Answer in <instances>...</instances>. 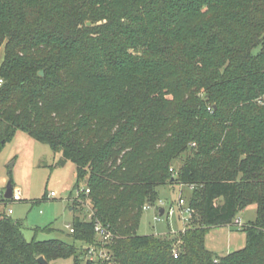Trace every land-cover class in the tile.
<instances>
[{"label":"trees","instance_id":"obj_1","mask_svg":"<svg viewBox=\"0 0 264 264\" xmlns=\"http://www.w3.org/2000/svg\"><path fill=\"white\" fill-rule=\"evenodd\" d=\"M1 48L0 154L19 132L60 153L91 217L71 242H29L0 212V264H264V0H0ZM176 177L191 223L139 235ZM224 227L246 244L220 256L206 240Z\"/></svg>","mask_w":264,"mask_h":264},{"label":"rangeland","instance_id":"obj_2","mask_svg":"<svg viewBox=\"0 0 264 264\" xmlns=\"http://www.w3.org/2000/svg\"><path fill=\"white\" fill-rule=\"evenodd\" d=\"M4 52L1 48L0 63ZM190 157L191 154H184L181 161L175 162L174 167H181ZM63 161L60 153L22 132L7 143L0 154V190L4 192L12 181L14 190L21 191L22 200L9 206L14 211L11 217L23 223L24 237L29 242L52 239L71 242L70 227L74 225V218L90 221L91 206L87 197L82 196L86 189L85 184L77 182L76 166L70 161H66L63 166ZM180 190L186 198L192 197L188 186L176 183L172 187H161L160 198L167 202L174 201ZM52 192L55 196L49 198ZM6 209V206H1L0 212ZM155 215V209L145 210L138 229L139 235H155L161 239L174 240L180 231L188 227L182 226L175 219L171 221L174 230L172 231L166 219L158 223L154 220ZM256 217V210L249 207L241 212L238 218H242L244 224H247L254 222ZM209 232L207 246L217 249L220 256L245 247L246 234L238 231L236 227L214 228ZM50 264H74V260L59 259Z\"/></svg>","mask_w":264,"mask_h":264},{"label":"built area","instance_id":"obj_3","mask_svg":"<svg viewBox=\"0 0 264 264\" xmlns=\"http://www.w3.org/2000/svg\"><path fill=\"white\" fill-rule=\"evenodd\" d=\"M2 83L3 81L0 82V87ZM193 188L194 186L189 187L190 191H192ZM89 192L90 190L87 189L86 193H89ZM5 193H6L5 191L3 192L0 190V207L6 206L7 214L9 216H12L14 214V211L9 205L13 203H19L22 200L21 191L14 190L13 196L10 199L6 198ZM54 196H55V193L52 192L49 198L54 197ZM158 202L159 203L156 206L145 205V208H144V212L145 210H149L152 208L156 210V215L154 217L155 218L154 220L156 222L159 223L166 219L168 223L171 225L172 231L174 230H173L171 221H174L175 219H177V221L184 227L188 226L189 223H191L193 216L195 214V209L190 206L182 190L178 192V196L176 197L174 201L167 202L166 200L161 199ZM161 209H163L162 215H160ZM235 223L239 227L242 225L241 220H238V219L235 221ZM70 232L71 233L74 232V229L72 226L70 227ZM95 234L98 236V238H100L102 242H106L111 239V235L104 229V227L100 223L95 226ZM175 257L177 258V255H175ZM88 258L90 260H95L97 258L108 260L109 255L103 249H100V251L98 252L94 248H90L89 253H88Z\"/></svg>","mask_w":264,"mask_h":264},{"label":"water","instance_id":"obj_4","mask_svg":"<svg viewBox=\"0 0 264 264\" xmlns=\"http://www.w3.org/2000/svg\"><path fill=\"white\" fill-rule=\"evenodd\" d=\"M88 25H90V23H89ZM41 75H44V73L41 72ZM62 164H63V166H65V165H66V161L64 160ZM178 182H179V178H178V177H176V178H172V179L170 180V183H171V184H176V183H178ZM85 183H86V181H85ZM5 191H6V193H5L6 198H7V199H10V198L13 196V191H14V190H13V186H12V182H11V181L8 183V185H7ZM162 214H163V209H161V212H160V215H162ZM38 261H39L40 264H48V262L45 260L44 257H40V258L38 259Z\"/></svg>","mask_w":264,"mask_h":264},{"label":"crops","instance_id":"obj_5","mask_svg":"<svg viewBox=\"0 0 264 264\" xmlns=\"http://www.w3.org/2000/svg\"><path fill=\"white\" fill-rule=\"evenodd\" d=\"M17 136H18V135H17ZM251 207L254 208V210H256V207H255V206H251ZM238 220H241V223L244 224V221H243L242 218H238ZM206 247H208V246H207V240H206ZM208 249H210V250L216 252L217 254L219 253L218 250L215 249V248H210V247H208ZM219 255H221V254L219 253Z\"/></svg>","mask_w":264,"mask_h":264}]
</instances>
